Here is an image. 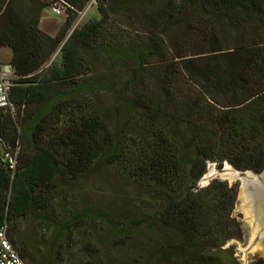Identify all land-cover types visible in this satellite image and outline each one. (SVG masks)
<instances>
[{
  "label": "trees",
  "instance_id": "trees-1",
  "mask_svg": "<svg viewBox=\"0 0 264 264\" xmlns=\"http://www.w3.org/2000/svg\"><path fill=\"white\" fill-rule=\"evenodd\" d=\"M19 1L0 0L19 76L0 112V228L24 260L239 264L221 248L238 188L198 182L208 161L264 170V0H96L77 25L90 0H66L55 36L48 2ZM103 168L139 187L126 207L89 199Z\"/></svg>",
  "mask_w": 264,
  "mask_h": 264
},
{
  "label": "rangeland",
  "instance_id": "rangeland-1",
  "mask_svg": "<svg viewBox=\"0 0 264 264\" xmlns=\"http://www.w3.org/2000/svg\"><path fill=\"white\" fill-rule=\"evenodd\" d=\"M40 3H41V0H20L19 7L24 12H29L31 10V7L38 5ZM98 17H99V14H98L97 5L95 2L89 7V9L85 13L83 12L82 14H80V16L78 17V21H79V24H82L92 18H98ZM65 19H66V15L57 16L53 12L51 7H46L43 11V17L40 22V28L44 32L48 33L49 35L55 36L63 28ZM10 57H11V49L7 47H3L0 49V59L2 61H8ZM0 151H3V148L1 146H0ZM211 163H217V162L208 161L205 173L209 171ZM216 165H217L216 166L217 168H221L219 167L218 163ZM85 181H86V184L89 185L88 186L89 192H90L89 199H93L97 203L98 201L116 202V203H119L120 206L126 207L127 202L124 200V198L128 199V197H130L131 199H134L137 197V193L140 192L138 190L139 187L137 185L129 183L128 181L123 179L116 170L111 169V168H103L99 170L96 169L91 175L85 178ZM213 181H220V180H218L217 178H214L211 180V182ZM224 181L228 183L227 179H225ZM234 185L238 188V194H239V189L241 187V180L238 179L233 184H231V186H234ZM61 205H64V204L61 203ZM234 209H235V206H234ZM232 217L237 222L236 218L243 219V214L241 212H237L235 216H232ZM27 225H31L33 227L32 222L31 224L27 223ZM242 232L243 230L240 229L238 232V235L231 239H236L238 240L240 244H245V240L243 238L244 233ZM80 236L83 238H87L86 234L80 235ZM88 236L90 240H94L93 235L89 234ZM118 241H121V240H118ZM225 244H223L221 248ZM223 249H230L233 253V256L236 254V244L235 243ZM120 254L121 252L119 249H114L113 264H127L124 257L123 259L120 258ZM64 258L67 259V261H64V264H74L70 262V254H66ZM260 261H264V259L262 257H258L256 262H254L253 264H257ZM238 263L241 264L239 261ZM248 264H252V261H250Z\"/></svg>",
  "mask_w": 264,
  "mask_h": 264
},
{
  "label": "water",
  "instance_id": "water-1",
  "mask_svg": "<svg viewBox=\"0 0 264 264\" xmlns=\"http://www.w3.org/2000/svg\"><path fill=\"white\" fill-rule=\"evenodd\" d=\"M216 164H210L209 171L201 177L198 187L207 186L214 178L220 181L227 179L230 186L236 180H241L232 216L237 212L243 214V219H236L240 229L243 230L245 244L230 239L222 248L235 243L234 256L241 264H248L258 257L264 259V170L259 173L253 169H238L229 161H225L221 168H217Z\"/></svg>",
  "mask_w": 264,
  "mask_h": 264
},
{
  "label": "built area",
  "instance_id": "built-area-1",
  "mask_svg": "<svg viewBox=\"0 0 264 264\" xmlns=\"http://www.w3.org/2000/svg\"><path fill=\"white\" fill-rule=\"evenodd\" d=\"M49 3L53 12L57 16L66 15L69 12L76 10L74 6L69 4L66 0H45ZM96 0H90L85 10L79 12L85 13L89 7L95 3ZM78 16V17H79ZM79 24L78 18L74 25ZM12 64L9 61H2L0 59V112L10 109L11 112H15L13 103L10 100V91L14 84V80L18 78ZM14 162V161H13ZM8 225H4L0 228V264H28L21 256L19 250L16 248L9 236Z\"/></svg>",
  "mask_w": 264,
  "mask_h": 264
},
{
  "label": "flooded vegetation",
  "instance_id": "flooded-vegetation-1",
  "mask_svg": "<svg viewBox=\"0 0 264 264\" xmlns=\"http://www.w3.org/2000/svg\"><path fill=\"white\" fill-rule=\"evenodd\" d=\"M254 262H256V260H253V259H252V264H253ZM257 262H258V261H257ZM257 264H264V261H260V262L257 263Z\"/></svg>",
  "mask_w": 264,
  "mask_h": 264
}]
</instances>
